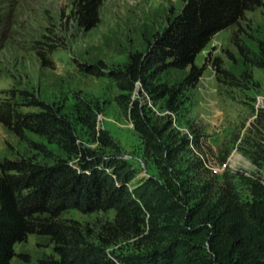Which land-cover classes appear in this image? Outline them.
I'll list each match as a JSON object with an SVG mask.
<instances>
[{"label":"rangeland","instance_id":"rangeland-1","mask_svg":"<svg viewBox=\"0 0 264 264\" xmlns=\"http://www.w3.org/2000/svg\"><path fill=\"white\" fill-rule=\"evenodd\" d=\"M184 3L105 0L99 24L86 31L75 19L74 0H0V113L47 114L45 104L62 123L20 136L0 123V175L2 164L24 159L46 167L65 162L77 172L90 159L112 175L113 200H83L81 208L69 203L54 218L72 250L99 248L109 264L147 252L137 239L106 246L100 238L108 239L103 227L114 222L119 195L128 191L127 212L141 221L146 202L169 196L137 127L158 128L161 143L173 148L198 137L199 147L174 154L179 181L222 183L227 175L247 201V185L236 177L264 174V7L218 33L198 55L195 64L205 70L195 88L181 85L189 70L149 77L133 92L111 76L130 55L146 53ZM163 87L175 95L160 96ZM196 160L203 163L198 172L191 168ZM15 255L12 264L59 258L53 240L41 234L17 244Z\"/></svg>","mask_w":264,"mask_h":264},{"label":"trees","instance_id":"trees-1","mask_svg":"<svg viewBox=\"0 0 264 264\" xmlns=\"http://www.w3.org/2000/svg\"><path fill=\"white\" fill-rule=\"evenodd\" d=\"M104 1L74 0L73 13L80 28L89 31L99 24ZM184 2L182 10L154 37L146 53L130 55L124 70L112 73V78L126 84L121 87L123 90L133 92L138 83L146 86L149 77L156 78L167 70H189L181 85L195 88L205 70L195 64L198 55L218 33L238 26L247 13L264 7V0ZM2 22L0 14V28ZM260 66L264 69V65ZM168 94L175 95L167 87L159 90L160 96ZM41 106L49 112L0 113V123L17 136L26 129L38 132L41 125L51 122L62 125L48 105ZM137 130L147 150L157 157L169 196L146 202L145 218L141 221L138 215L127 212L128 191L120 194L119 201L114 203V222L103 227L108 239L100 237L105 245L137 239L141 246H147L145 254L130 257L126 264H264V174L236 177L247 185V201L241 199L227 175L222 183L216 178L179 181L174 154L191 145L199 147L198 137L183 140L179 147L173 148L161 143L158 128L139 126ZM167 155L169 160L164 158ZM166 162L169 164L164 165ZM81 166L82 171L77 172L65 162L46 167L26 159L1 165L0 264H12L15 246L32 234L50 237L59 257L46 256L39 264H109L99 248L72 250L69 238L55 221L69 203L81 208L83 200L93 204L94 199L99 203L114 199L113 176L99 170L90 159ZM202 167V161L196 160L191 168L198 172Z\"/></svg>","mask_w":264,"mask_h":264}]
</instances>
